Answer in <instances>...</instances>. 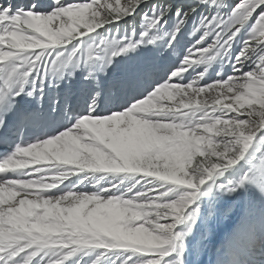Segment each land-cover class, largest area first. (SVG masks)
Wrapping results in <instances>:
<instances>
[{
    "label": "snow or ice",
    "instance_id": "snow-or-ice-1",
    "mask_svg": "<svg viewBox=\"0 0 264 264\" xmlns=\"http://www.w3.org/2000/svg\"><path fill=\"white\" fill-rule=\"evenodd\" d=\"M0 264H264V0H0Z\"/></svg>",
    "mask_w": 264,
    "mask_h": 264
},
{
    "label": "bare ground",
    "instance_id": "bare-ground-1",
    "mask_svg": "<svg viewBox=\"0 0 264 264\" xmlns=\"http://www.w3.org/2000/svg\"><path fill=\"white\" fill-rule=\"evenodd\" d=\"M124 0H121V3H123ZM100 3L102 6H106L108 4H114L115 0H100ZM206 97H201L200 99H205Z\"/></svg>",
    "mask_w": 264,
    "mask_h": 264
},
{
    "label": "rangeland",
    "instance_id": "rangeland-1",
    "mask_svg": "<svg viewBox=\"0 0 264 264\" xmlns=\"http://www.w3.org/2000/svg\"><path fill=\"white\" fill-rule=\"evenodd\" d=\"M197 160H199L200 158L199 157H196Z\"/></svg>",
    "mask_w": 264,
    "mask_h": 264
}]
</instances>
